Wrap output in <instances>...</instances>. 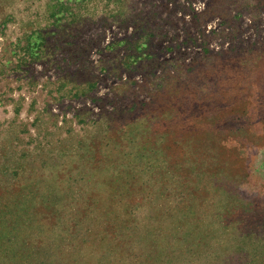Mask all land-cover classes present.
<instances>
[{"label": "rangeland", "instance_id": "rangeland-1", "mask_svg": "<svg viewBox=\"0 0 264 264\" xmlns=\"http://www.w3.org/2000/svg\"><path fill=\"white\" fill-rule=\"evenodd\" d=\"M0 264H264V0H0Z\"/></svg>", "mask_w": 264, "mask_h": 264}]
</instances>
